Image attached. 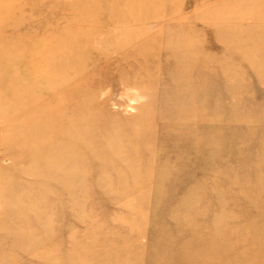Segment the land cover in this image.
Instances as JSON below:
<instances>
[{"label": "rangeland", "instance_id": "374dc122", "mask_svg": "<svg viewBox=\"0 0 264 264\" xmlns=\"http://www.w3.org/2000/svg\"><path fill=\"white\" fill-rule=\"evenodd\" d=\"M0 264H264V0H0Z\"/></svg>", "mask_w": 264, "mask_h": 264}, {"label": "bare ground", "instance_id": "6f19581e", "mask_svg": "<svg viewBox=\"0 0 264 264\" xmlns=\"http://www.w3.org/2000/svg\"><path fill=\"white\" fill-rule=\"evenodd\" d=\"M207 246H211V245L204 243V244H201L197 250L191 251L190 255L193 258V260H196L199 262H206L207 261V255L210 251V249ZM213 246L214 245H212V247ZM211 251H212V248H211Z\"/></svg>", "mask_w": 264, "mask_h": 264}]
</instances>
